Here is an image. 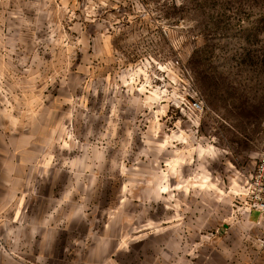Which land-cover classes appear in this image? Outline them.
Instances as JSON below:
<instances>
[{"label":"rangeland","instance_id":"374dc122","mask_svg":"<svg viewBox=\"0 0 264 264\" xmlns=\"http://www.w3.org/2000/svg\"><path fill=\"white\" fill-rule=\"evenodd\" d=\"M263 136L264 0H0V264H264Z\"/></svg>","mask_w":264,"mask_h":264},{"label":"built area","instance_id":"2783aa9c","mask_svg":"<svg viewBox=\"0 0 264 264\" xmlns=\"http://www.w3.org/2000/svg\"><path fill=\"white\" fill-rule=\"evenodd\" d=\"M189 107L193 111L202 110L201 102L196 100L192 101ZM246 196L250 205L249 211L257 212V222L264 225V136L256 153L255 166L247 182Z\"/></svg>","mask_w":264,"mask_h":264},{"label":"crops","instance_id":"0c3cea01","mask_svg":"<svg viewBox=\"0 0 264 264\" xmlns=\"http://www.w3.org/2000/svg\"><path fill=\"white\" fill-rule=\"evenodd\" d=\"M253 212V210L252 211H249V213H248V218H249V216L251 215V213ZM258 218V217H257Z\"/></svg>","mask_w":264,"mask_h":264}]
</instances>
